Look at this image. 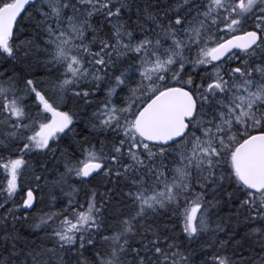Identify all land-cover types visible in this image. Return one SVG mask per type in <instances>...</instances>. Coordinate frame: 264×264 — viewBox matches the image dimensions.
Returning <instances> with one entry per match:
<instances>
[{
	"label": "snow or ice",
	"instance_id": "6c2138e0",
	"mask_svg": "<svg viewBox=\"0 0 264 264\" xmlns=\"http://www.w3.org/2000/svg\"><path fill=\"white\" fill-rule=\"evenodd\" d=\"M0 264H264V0H0Z\"/></svg>",
	"mask_w": 264,
	"mask_h": 264
}]
</instances>
